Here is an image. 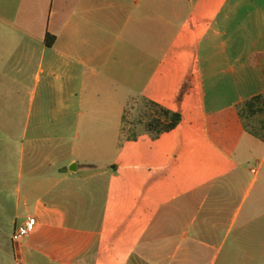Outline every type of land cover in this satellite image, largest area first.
Instances as JSON below:
<instances>
[{
	"label": "crops",
	"instance_id": "1",
	"mask_svg": "<svg viewBox=\"0 0 264 264\" xmlns=\"http://www.w3.org/2000/svg\"><path fill=\"white\" fill-rule=\"evenodd\" d=\"M260 95L264 0H0V119L26 109L16 210L36 219L17 264H264L241 113ZM139 100L180 123L123 138Z\"/></svg>",
	"mask_w": 264,
	"mask_h": 264
},
{
	"label": "rangeland",
	"instance_id": "2",
	"mask_svg": "<svg viewBox=\"0 0 264 264\" xmlns=\"http://www.w3.org/2000/svg\"><path fill=\"white\" fill-rule=\"evenodd\" d=\"M257 107L258 110L255 112L247 107H241V113L247 126L264 137V104L259 103ZM129 110L125 128L131 134L123 135V138L138 137L145 131L144 121L147 112L145 103L141 100L133 101ZM0 113H8V106L0 104ZM21 115L22 119L15 121L13 130H9L8 118L0 119V264H17L13 254L12 235L16 224L19 226L28 215L23 201L19 211L16 210L17 197L20 195L17 189L23 190L26 183L25 173L19 168L21 148L26 140L23 132V125L26 122L25 108ZM20 196L22 197V194ZM248 205L247 203L246 207Z\"/></svg>",
	"mask_w": 264,
	"mask_h": 264
},
{
	"label": "trees",
	"instance_id": "3",
	"mask_svg": "<svg viewBox=\"0 0 264 264\" xmlns=\"http://www.w3.org/2000/svg\"><path fill=\"white\" fill-rule=\"evenodd\" d=\"M147 108V112L145 114L144 127L145 131L153 138H158L161 134L165 132H169L177 127V125L181 121V116L179 113L172 112L160 105L143 101ZM261 103L264 104V95L257 96L246 103H244L241 107H247L252 112H255L257 105ZM258 108V107H257ZM261 109V107H260ZM251 132H253L251 130ZM137 136H133L130 139H136ZM264 140V137H262Z\"/></svg>",
	"mask_w": 264,
	"mask_h": 264
},
{
	"label": "built area",
	"instance_id": "4",
	"mask_svg": "<svg viewBox=\"0 0 264 264\" xmlns=\"http://www.w3.org/2000/svg\"><path fill=\"white\" fill-rule=\"evenodd\" d=\"M36 225V219L29 217L27 221L19 226H17L12 235L13 243L21 242L26 236H28L34 229Z\"/></svg>",
	"mask_w": 264,
	"mask_h": 264
}]
</instances>
